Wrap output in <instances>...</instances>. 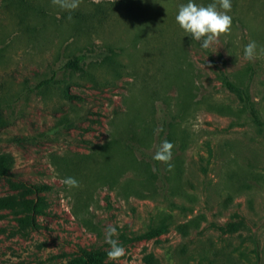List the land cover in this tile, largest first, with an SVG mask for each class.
Returning <instances> with one entry per match:
<instances>
[{
	"label": "rangeland",
	"instance_id": "rangeland-1",
	"mask_svg": "<svg viewBox=\"0 0 264 264\" xmlns=\"http://www.w3.org/2000/svg\"><path fill=\"white\" fill-rule=\"evenodd\" d=\"M186 2L0 0V199L42 211L0 210V264H264V54L243 55L264 0H231L208 49L175 20Z\"/></svg>",
	"mask_w": 264,
	"mask_h": 264
},
{
	"label": "clouds",
	"instance_id": "clouds-1",
	"mask_svg": "<svg viewBox=\"0 0 264 264\" xmlns=\"http://www.w3.org/2000/svg\"><path fill=\"white\" fill-rule=\"evenodd\" d=\"M54 3L64 9L78 7V0H54ZM231 8V0H214L207 5L197 3V0H187L179 7L175 20L186 35L198 41L202 49H208L219 36L231 31L232 17L228 14ZM260 54H264V47H259L255 41H250L244 46L245 59L254 60ZM173 147L170 141L163 140L152 158L167 164L172 159ZM63 183L69 189L80 186L79 181L72 176L65 177ZM106 232L105 240L110 245L107 255L115 261L125 254V248L114 238L117 235L116 227H108Z\"/></svg>",
	"mask_w": 264,
	"mask_h": 264
},
{
	"label": "trees",
	"instance_id": "trees-1",
	"mask_svg": "<svg viewBox=\"0 0 264 264\" xmlns=\"http://www.w3.org/2000/svg\"><path fill=\"white\" fill-rule=\"evenodd\" d=\"M66 69H71V70H77V71H82V68L80 67V59L76 58L74 60H71L66 66ZM225 87H227L229 90H231L232 92L235 93H243V90L238 87L237 85H235L234 83L225 80L224 82ZM8 162L4 161L2 159H0V177L4 176L7 174V170H8ZM28 189V188H27ZM45 189V187H40V186H33L30 187L28 189V193L30 194H34L36 195V197L38 199H40L41 196H39V193L41 191H43ZM17 205H20L21 207H23L25 210L27 211H31V212H37V213H41V208H40V202H36L35 200H27L26 202H22V204H15L14 202H12V198H4V199H0V210L1 209H13L16 208ZM160 234V230H156L153 232H150L149 235L152 236H158ZM147 264H151L152 263V258L149 257L146 260Z\"/></svg>",
	"mask_w": 264,
	"mask_h": 264
}]
</instances>
